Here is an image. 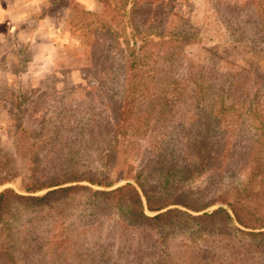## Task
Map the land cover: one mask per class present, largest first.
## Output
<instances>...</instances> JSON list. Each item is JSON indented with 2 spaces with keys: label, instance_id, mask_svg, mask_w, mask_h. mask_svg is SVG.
<instances>
[{
  "label": "trees",
  "instance_id": "1",
  "mask_svg": "<svg viewBox=\"0 0 264 264\" xmlns=\"http://www.w3.org/2000/svg\"><path fill=\"white\" fill-rule=\"evenodd\" d=\"M99 1L104 10L95 17L79 9L75 0L72 3L83 15L79 27L87 34L84 45L102 82L93 91L104 102L99 108L93 98L89 106L98 110L89 114H76L75 105H70L57 113L56 124L32 133L40 143L32 144L38 151L28 148L30 176L38 182L39 172L50 167L53 175L28 186L27 193L12 188L0 191V233L26 236L46 214L56 208L67 213L66 208L69 212L79 200L84 215L99 217L100 211H108L106 222L95 221L108 234L120 232L123 244L114 248L112 242L85 240L44 248L50 240L39 245L35 238L18 254L7 245L1 248L0 264H17V260L40 264L43 259L41 264L60 260L59 264H149L143 258L144 241L154 240L153 230L175 227L184 219L208 236L227 240L224 251L229 257L248 250L264 258V72L188 62L183 48L193 33L180 27L183 18L175 8L185 0ZM212 2L231 42L264 51V0ZM178 103L199 108L196 134L172 130L167 116ZM48 121L47 117L44 124ZM22 132V128L17 132L18 149L24 144ZM140 146L146 153L137 158L140 152H136L122 176L125 183L114 186L116 180L109 174L92 168L97 158H122L126 163L132 149ZM230 162H241L249 170L242 182L225 187V167ZM203 174L219 192L214 201L204 200L189 185ZM43 188L47 190L34 193ZM86 189L89 192H82ZM216 202L222 205L206 210ZM72 211L79 219L83 216ZM79 228L86 226L79 222ZM131 229L144 233L143 243L133 245Z\"/></svg>",
  "mask_w": 264,
  "mask_h": 264
},
{
  "label": "rangeland",
  "instance_id": "2",
  "mask_svg": "<svg viewBox=\"0 0 264 264\" xmlns=\"http://www.w3.org/2000/svg\"><path fill=\"white\" fill-rule=\"evenodd\" d=\"M75 1L79 4V9L92 12L91 17L96 14L100 16L104 10L99 0ZM175 8L183 18L180 27L189 34L193 33L192 41L183 48V55L188 62L220 64L229 68L245 67L264 72V51L231 42L216 17L212 0H185ZM79 15L83 16L78 8H74L72 0H0V191L12 188L16 192L27 193L25 189L28 186L38 185L53 175V168L50 167L45 173L39 172V183L31 178L28 148L38 151L34 146L40 143L39 136L32 133L39 131L41 126L50 128L52 124H56L54 121L58 117L60 119L59 114L70 105H75L76 114H89L90 111H97V107L104 102L105 98L93 91L94 87L101 88L102 82L95 75L84 45L87 34L84 35L82 27H79L83 24ZM88 20L90 19L87 18L86 23ZM114 87L117 86L114 84ZM93 98L97 107L89 106L94 103ZM189 107L188 104L178 103L171 114H168L172 130L182 134H196L199 131V108ZM47 117L50 121L44 124ZM21 128L24 144L22 149H18L17 132ZM140 143H145L144 138ZM138 151L140 153L137 158L146 153L143 147L132 149L133 153L126 163L122 158L115 161L97 158L92 163V168L97 173L109 174L116 180L114 186L125 183L127 180L122 179V176L126 175L130 162ZM94 155L96 156V151H93ZM241 162L226 164L225 187L245 179L249 168L242 166ZM137 167L139 165L135 166ZM83 183L93 189H106L96 184ZM189 185L198 195L204 196L206 201H214L219 193L208 174L193 177ZM149 186L147 183L146 188L149 189ZM46 190L47 188H43L34 193L41 194ZM80 202L76 201L77 206H72L69 212L66 208L67 213L56 208L46 214L38 222L39 227L32 228L26 236L2 231L0 249L7 245L8 249L18 254L20 250L30 246L35 238L39 245L50 240L44 248H52L57 244L72 245L74 241L78 244L85 240L90 243L112 242L114 248L121 246L123 235L120 232L117 233L119 236L108 234L106 227L95 221L99 219L101 223L106 222V214L109 212L100 211L99 217L88 213L84 215ZM262 204L264 210V200ZM219 205L222 203L216 202L206 210ZM72 210H78L83 216L79 219L78 213ZM189 212L197 213L194 210ZM79 222L86 228L78 229ZM78 231L86 233V236L81 233L76 235ZM129 232L134 246L143 243L141 240L144 233L133 229L128 230ZM151 233H155L154 240L144 241L147 243L142 244L146 249V257L143 255V258L150 260L149 264H264V258H259L258 254L248 250L247 254L229 257L224 251L223 241L227 240L202 233L189 219H184L175 227L160 228ZM68 258L73 256L69 255ZM76 258L75 256L72 260ZM43 261L45 259L40 264ZM51 263L59 264L61 260L47 264ZM17 264L20 261L17 260Z\"/></svg>",
  "mask_w": 264,
  "mask_h": 264
}]
</instances>
